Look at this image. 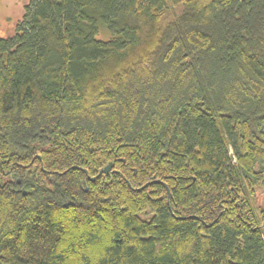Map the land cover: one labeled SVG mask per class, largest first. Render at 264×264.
Instances as JSON below:
<instances>
[{"label":"trees","instance_id":"16d2710c","mask_svg":"<svg viewBox=\"0 0 264 264\" xmlns=\"http://www.w3.org/2000/svg\"><path fill=\"white\" fill-rule=\"evenodd\" d=\"M259 188L264 0H28L0 37V264H264Z\"/></svg>","mask_w":264,"mask_h":264},{"label":"rangeland","instance_id":"374dc122","mask_svg":"<svg viewBox=\"0 0 264 264\" xmlns=\"http://www.w3.org/2000/svg\"><path fill=\"white\" fill-rule=\"evenodd\" d=\"M27 2L28 0H0V37L11 34L16 23L21 19L23 7ZM253 206L256 210L264 209V189L256 190Z\"/></svg>","mask_w":264,"mask_h":264},{"label":"water","instance_id":"95a60500","mask_svg":"<svg viewBox=\"0 0 264 264\" xmlns=\"http://www.w3.org/2000/svg\"><path fill=\"white\" fill-rule=\"evenodd\" d=\"M112 165L113 164H109V165H107L105 168H103L100 172H99V174H106V173H108L109 171H110V169H111V167H112ZM94 178H91V180H93Z\"/></svg>","mask_w":264,"mask_h":264}]
</instances>
